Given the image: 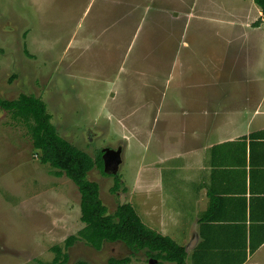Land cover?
Masks as SVG:
<instances>
[{
    "label": "rangeland",
    "instance_id": "1",
    "mask_svg": "<svg viewBox=\"0 0 264 264\" xmlns=\"http://www.w3.org/2000/svg\"><path fill=\"white\" fill-rule=\"evenodd\" d=\"M241 9L239 0H0V97L42 99L59 135L94 159L122 148L117 192L116 175H88L108 213L131 204L148 228L182 244L191 175L187 158L161 156L164 120L154 122L164 104L184 107L193 87L200 96L203 81L238 96L264 73V41L253 40ZM55 172L37 158L27 123L0 111V264L52 263L55 247L69 264H150L146 251L120 244L67 248L85 227L81 194ZM145 185L155 194H142Z\"/></svg>",
    "mask_w": 264,
    "mask_h": 264
},
{
    "label": "crops",
    "instance_id": "2",
    "mask_svg": "<svg viewBox=\"0 0 264 264\" xmlns=\"http://www.w3.org/2000/svg\"><path fill=\"white\" fill-rule=\"evenodd\" d=\"M239 2L238 15L246 14L242 24L254 41H264L262 10L254 0ZM250 78V87L238 96L220 87L214 93L203 81L200 96L193 87L184 107L169 102L156 111L154 128L164 120L161 156L187 158L191 175L186 186L191 218L179 243L186 247L187 264H264V73ZM175 117L184 123L174 126ZM147 191L155 194L145 185L142 194ZM164 211L154 198L162 228Z\"/></svg>",
    "mask_w": 264,
    "mask_h": 264
},
{
    "label": "trees",
    "instance_id": "3",
    "mask_svg": "<svg viewBox=\"0 0 264 264\" xmlns=\"http://www.w3.org/2000/svg\"><path fill=\"white\" fill-rule=\"evenodd\" d=\"M263 13L264 0H254ZM0 111H7L16 119L23 120L29 127L34 150L42 164L50 165L56 170L55 175H65L78 187L81 194V221L85 224L78 236H70L66 240L67 248L84 242L96 251H102L106 244H120L133 253L146 251L150 262L155 264H187L188 253L185 247L172 238L148 228L138 216L131 204L119 206L110 215L108 208L100 198V187L88 179L94 168L104 172L103 152L94 159L69 141L61 137L52 123V116L42 99L22 94L16 100H5L0 97ZM115 177L113 192H117L121 184L118 175ZM57 256L52 263L69 264L70 257L61 248H54ZM131 259L112 258L108 264H130ZM78 264H87L79 262Z\"/></svg>",
    "mask_w": 264,
    "mask_h": 264
},
{
    "label": "water",
    "instance_id": "4",
    "mask_svg": "<svg viewBox=\"0 0 264 264\" xmlns=\"http://www.w3.org/2000/svg\"><path fill=\"white\" fill-rule=\"evenodd\" d=\"M122 148L117 150L105 149L103 151V161H104V172L107 175H117L120 166L123 163L122 159ZM125 196L123 197L122 205L124 203ZM156 261L150 262V264H155Z\"/></svg>",
    "mask_w": 264,
    "mask_h": 264
},
{
    "label": "flooded vegetation",
    "instance_id": "5",
    "mask_svg": "<svg viewBox=\"0 0 264 264\" xmlns=\"http://www.w3.org/2000/svg\"><path fill=\"white\" fill-rule=\"evenodd\" d=\"M77 245V243L76 244H74L71 248H73V247H75Z\"/></svg>",
    "mask_w": 264,
    "mask_h": 264
}]
</instances>
